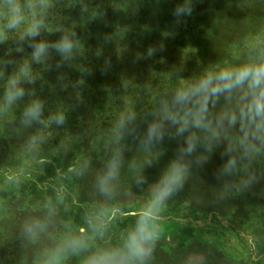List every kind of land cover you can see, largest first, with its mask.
Returning <instances> with one entry per match:
<instances>
[{
    "label": "clouds",
    "instance_id": "clouds-1",
    "mask_svg": "<svg viewBox=\"0 0 264 264\" xmlns=\"http://www.w3.org/2000/svg\"><path fill=\"white\" fill-rule=\"evenodd\" d=\"M201 2L175 0L170 13L174 26L193 17ZM55 7L56 0H0V47L4 49L0 52V113L23 105L13 132L22 137L23 155L41 171L52 163L44 154L48 135L39 129L29 130L37 125L45 129L65 127L69 113L83 103L86 80L94 74L74 27H50ZM81 12L88 20L104 15L99 6L88 3L81 4ZM53 32L59 33L55 40L43 38V34ZM111 39L105 36L104 43ZM245 47L243 56L209 65L187 78L183 63L174 66L167 74L174 80L169 88L154 93L143 108L127 104L100 133L106 149L100 167L94 168L90 159L77 158L66 167L55 168L51 183L37 185L48 194L19 223L17 239L22 246H31L55 234L40 253L39 264H69L73 259L78 264H152L168 202L217 154L221 162L213 177L218 199L233 197L264 180V46L245 42ZM163 51V43L149 45L145 52L134 53L133 62L154 60ZM101 55V48H97L95 56ZM63 69H74L79 78L72 81ZM111 69V58H104L101 74ZM50 71L59 72L57 86L61 92L71 87L74 103L48 109L46 98L29 90L44 81V74ZM122 83L127 88L132 82L122 78ZM104 90L112 95V88ZM148 90L152 91L150 87ZM129 140L137 145L138 158L126 159ZM167 142L175 144L172 155L158 176L150 179L145 168L159 163L168 151ZM71 143L61 140L52 154H66ZM125 168L137 190L145 191L146 187L142 203L132 212L119 203L126 194ZM32 172L24 165L5 168L3 185L19 189L33 180ZM73 180H84L89 187L87 203L80 204L73 198L82 209L79 226L60 215L70 194L67 183ZM124 221H129L127 227L114 238V225ZM185 264H202V260L191 254Z\"/></svg>",
    "mask_w": 264,
    "mask_h": 264
},
{
    "label": "rangeland",
    "instance_id": "rangeland-1",
    "mask_svg": "<svg viewBox=\"0 0 264 264\" xmlns=\"http://www.w3.org/2000/svg\"><path fill=\"white\" fill-rule=\"evenodd\" d=\"M82 3L99 6L103 17L88 20L81 12ZM174 4L175 0H56L50 27H74L94 74L86 80L83 103L69 113L65 127L45 129L37 125L29 130L39 129L48 135L44 154L52 163L44 166L43 171L23 155L22 137L13 132L23 105L0 113V264H39L40 253L56 238L55 234L31 246H22L17 239L19 223L48 194L37 185L51 183L55 168L66 167L77 158L90 159L94 168L100 167L106 151L100 133L110 126L118 111L127 104L137 109L147 106L154 93L164 92L174 83L167 76L174 66L183 63V75L187 78L209 65L243 56L247 51L245 42L249 46H264V0H202L193 17L179 27L174 26L170 14ZM58 35L45 33L43 38L55 40ZM105 36L112 37L107 44ZM160 43L165 51L158 52L154 60L133 62L135 52H145L149 45ZM97 48L102 50L99 58L95 56ZM3 50L0 47V52ZM106 57L111 58L112 69L102 75L99 69ZM63 71L69 72L72 81L79 78L74 69ZM58 75L57 71L47 72L46 83L39 81L29 88L46 98L48 109L52 110L74 103L71 87L67 92L59 90ZM122 78L131 80V85L125 88ZM106 87L113 89L111 96L104 90ZM61 140L72 141L70 151L53 155ZM127 144L126 159L138 158L137 145L132 140ZM165 147L168 151L159 163L145 168L150 179L158 176L175 144L167 142ZM220 162L217 154L204 171L195 173L168 202L152 264H185V258L191 254L199 256L202 264H264V180L245 192L220 200L213 177ZM21 165L33 169V180L19 189L6 188L3 170ZM123 183L126 194L119 203L130 212L135 211L146 195V187L145 191L137 190L127 168ZM67 187L70 194L60 215L71 225L79 226L82 209L73 203V198L80 204L87 203L89 187L84 180L68 182ZM129 221L114 225V238ZM69 264L78 261L73 259Z\"/></svg>",
    "mask_w": 264,
    "mask_h": 264
}]
</instances>
